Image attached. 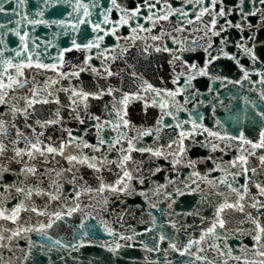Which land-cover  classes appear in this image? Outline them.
<instances>
[{"label":"water","instance_id":"1","mask_svg":"<svg viewBox=\"0 0 264 264\" xmlns=\"http://www.w3.org/2000/svg\"><path fill=\"white\" fill-rule=\"evenodd\" d=\"M0 3V80L7 84L11 76L23 84L6 89L7 103L0 104L5 130L0 132V143L7 146L0 155V209L10 212L21 202L26 209L16 223L0 219V235L4 237L0 240V264L264 262V256L257 254L264 247L254 246L255 225L248 219L250 214L264 226V207H251L257 201L264 203L255 186L264 185L260 160L264 148L252 147L264 131V3L117 0L119 8L112 0ZM80 5H87L90 15L85 16ZM137 7L138 15L129 19ZM221 9L223 17L217 15ZM163 15L168 18L159 19ZM106 17L109 23H104ZM122 17L127 24L120 23ZM82 19L90 23L82 24ZM96 23L109 34L94 33ZM97 36L103 40H96ZM153 36L159 39L153 40ZM73 41L81 46L79 50ZM89 41L99 47L84 49ZM165 47L169 51H156ZM210 56L213 59L207 64V74L200 75ZM29 63L31 66H26ZM145 82L161 95L144 91ZM81 90L99 98L90 96L85 106L72 96L73 91ZM33 91L35 99L50 102L28 108ZM177 91L175 97L164 94ZM137 93L139 99L122 103L125 94ZM162 101L168 108L161 109ZM25 109L26 114H22ZM117 112L129 122L127 127ZM49 120L59 122L46 124ZM192 121L199 127L193 128ZM205 128L218 136H209ZM18 130L23 136H17ZM182 130L185 137L179 135ZM40 133L43 145L59 148L66 144L64 154L16 157L15 150H27L28 141L35 142ZM69 133L76 139L69 142ZM241 135L251 143L238 139ZM128 141L136 149L160 150L162 155L129 153ZM125 155L131 160L121 168L118 165ZM69 156L96 158L92 162L101 170L69 162ZM240 156H245L247 163L241 161L232 167ZM29 168H35V173L27 171ZM244 168L248 169L246 175ZM125 170L132 176L125 181V191H96L101 182L116 185ZM237 172L241 174L234 176ZM245 183L244 212L228 210L224 214L226 229L217 228L219 238L207 236L181 255L189 240L199 241L211 226L219 203L225 198L229 202L238 199L228 185L243 192ZM16 188L24 191L18 193ZM57 213L61 214L59 220ZM49 223L51 227H47ZM14 232L20 235L13 236ZM161 235L166 237L164 241H160Z\"/></svg>","mask_w":264,"mask_h":264},{"label":"snow or ice","instance_id":"2","mask_svg":"<svg viewBox=\"0 0 264 264\" xmlns=\"http://www.w3.org/2000/svg\"><path fill=\"white\" fill-rule=\"evenodd\" d=\"M23 2V0H21V3ZM77 2L79 3V0H77ZM160 0H157V3H159ZM213 3L215 4L216 3V0H213ZM260 3H264V0H260ZM112 4L114 6H116L117 8H119V5L117 4V0H112ZM81 7L84 8V15L85 16H88L90 15L89 11H88V6L87 5H80ZM154 7V5H152ZM3 10V4L0 3V11ZM110 11V9H109ZM140 11V8L137 7L135 10H133L131 12V15L129 17V19L133 18V17H136L138 15ZM179 11V10H177ZM205 11H207V9H205ZM204 13L201 12V16L203 15ZM252 15H255V13H250ZM182 15H187V13H182ZM217 15L223 17L225 16V12L223 9H221V11L219 13H217ZM168 16L167 15H163L161 17H159V19H167ZM149 20L152 19V17H148ZM197 19H200V16H197ZM80 23H90V21H87V20H84L82 19L80 21ZM104 23H109V21L107 20V17L105 18V21ZM121 24H127L128 23V20H125L123 17L121 18V21H120ZM188 23H192V21H188ZM216 24V19L213 18L212 20V25L213 27L215 26ZM141 27V30L142 29V26ZM235 27L237 28H240V25L237 24L235 25ZM92 31L94 33L96 32H104L105 35H108L109 33L108 32H105L104 29L101 27L100 23H96L94 24L93 28H92ZM115 29H113V32L111 34H115ZM134 33L136 31V29H133L132 30ZM148 31H151V29H148ZM213 35H218V33L216 32H213ZM21 39L23 40V37H21ZM153 40H157L159 39V37H156V36H153L152 37ZM96 40H103V37L102 36H97L96 37ZM176 42V41H174ZM73 46L76 48V49H80L81 46L76 44L75 41H73ZM92 47H99V44H94L93 41H89L87 44L83 45V48L84 49H91ZM209 47H211V45H209ZM71 49H68V51H70ZM183 50V49H181ZM156 51H169V49L167 47L161 49V48H157ZM245 51H247V49H245ZM176 59H178V57H176ZM212 57L210 56L209 57V60L206 62V65H205V68L204 69H201L199 71V74L200 75H206V69H207V64L208 63H211L212 62ZM85 64H87V60H85ZM26 66H31V64H27ZM37 67H44V65L42 64H37L36 65ZM193 69H195L197 66L196 65H192L191 66ZM84 69H81V71H83ZM93 71H95L93 69ZM18 75H23L22 72H19L18 71ZM108 75L111 76L112 73L111 72H108ZM135 75V74H133ZM194 75V74H193ZM247 77V73H245V78ZM178 79V77H177ZM174 83L176 82V80L173 81ZM261 83H264V81H261ZM146 87L144 88V91H153V92H156V95L157 96H160L161 95V92L157 89H154L151 85H148L146 82ZM13 85H16L17 87H23V84L19 81V80H16V79H13L11 76H9V83L5 84L2 80H0V104H6L7 101L5 99V97L8 95V92L5 91L6 89H9V88H12ZM111 89L109 90L108 94H111ZM104 93L101 92L100 95H103ZM165 95L167 96H171V97H175L176 95L179 94V91L177 92H166L164 93ZM49 95H51V93H49ZM37 96V93L35 91L32 92V97L33 99L31 100H27V107L28 108H31L34 104L36 103H49L50 101L47 100V99H43V100H38V99H35V97ZM72 96L73 97H78L80 101H83L85 102V106H86V102L87 100L89 99L90 96H92L93 98H99V95H95L93 93H86V92H83L82 90L77 92V91H73L72 93ZM139 94H134L132 96H129L128 94H125L124 95V98H123V101L122 103H125V102H129L130 100L132 99H139ZM262 99H264V96H262ZM70 100H72V103L75 104L77 103L76 100H73L71 97H70ZM58 103V101H57ZM155 103V101H154ZM147 107V105H146ZM160 107L161 109H166L168 108V104L166 102H161L160 103ZM14 112L15 111H18V109H15L13 108L12 109ZM22 114H26V109L24 110V112H22ZM165 115H168L169 113L165 112L164 113ZM58 115V113H57ZM117 115L120 116V113L117 112ZM126 115V113H125ZM27 118V117H26ZM120 118L123 120V125L125 127L128 126V121L126 119H123L122 116H120ZM96 119H99L98 117ZM162 119L163 117H161L160 120L157 121V123H161L162 122ZM59 121L58 120H49V121H46L45 123L46 124H55V123H58ZM83 122V121H81ZM38 124L40 123L39 121L37 122ZM193 123V128H196V127H199V125L196 124V121H192ZM14 126V125H13ZM41 127H44L45 125L44 124H41L40 125ZM117 127H119V125H117ZM177 127H182L181 125H177ZM4 128H3V122L0 121V132H4ZM204 132H207L209 136H218V133H215V132H211L209 131L208 129H203ZM147 134H151V132H148ZM193 133H189V135H192ZM40 135H43V133H40L38 136H37V139L35 140V142H32V141H28V148L27 150L25 149H16L15 150V155L16 157H22L24 155H27L29 158L31 159H35L36 158V154L38 153L40 156H44L45 153H49V154H53V153H56V154H60V155H63L64 154V149L65 147L67 146L66 144L64 143H61L59 148H56V147H53L51 145H43V142L39 139V136ZM180 137H185V132L182 130L180 133H179ZM17 136L20 137V136H23V133H20L19 130L17 131ZM69 136H70V141H73L75 140L76 138L74 137H71V133H69ZM220 139H224V137H219ZM230 139H233L232 137H229ZM27 140V138H25ZM238 139H240L241 141H243L244 143H251V141H247V140H244V137L243 135H241ZM105 141L104 140H100L99 143L103 144ZM129 143V153L131 151H140V152H145V151H148V152H151V154L153 156H156V157H160L162 155V152L160 150H156V151H152V149H144V148H141V149H136L135 146L132 144L131 141H128ZM173 143H175V141H173ZM181 143V149H180V152L181 154H183L184 152V148H183V140L180 141ZM85 147H89V145L85 144L84 145ZM6 145L0 143V155H2L4 153V151L6 150ZM169 148L172 147V144H169L168 145ZM216 145H213V149H215ZM252 147L253 148H264V131H262L260 133V142L259 143H255V144H252ZM95 150H99L98 148L95 149ZM253 153H249V155H251ZM67 159L69 160V162H72V161H75L77 163H80V164H86L89 168H92L94 169L95 171H100L101 169L99 167H97V164L96 163H93L92 160H95L96 158H84V159H78L76 156H69L67 157ZM131 160V156L130 155H125L123 157V160L120 162V164L118 165L119 167L121 168H124L126 166V163L128 161ZM260 160H261V163L264 164V156L260 157ZM243 162L244 164L247 163V158L245 156H240L239 157V160L236 161L234 160L232 162V167H236L238 162ZM159 170V169H158ZM27 171L29 172H32V173H35L36 169L35 168H29L27 169ZM248 169L247 168H244L243 169V173L246 175ZM252 171L255 173V169H252ZM241 173L240 172H237V173H234L233 175L236 176V175H240ZM192 175L196 176V177H199V173H193ZM132 179V176L131 174L128 172V171H124V174H123V177H121L119 180H117L116 182V185H105L103 184V182H101V185L98 189H96V191L100 194H102L105 190H109V191H113V192H118V191H125L128 187V185L125 183L126 180H131ZM143 181H141L142 183ZM193 183H195V181H193ZM209 183H212V181H209ZM221 184L225 183V181H220ZM120 185H123V188L119 187ZM256 188L258 189V192H259V195L261 196H264V185H261V184H256L255 185ZM228 187L231 189L232 192L236 193V196L238 197V199L235 201V202H229V200L227 198H225V200L222 202V203H219L216 207V211H215V214H214V220L211 224L210 227H208L206 229V231L201 235L200 237V240L199 241H193V240H189L188 244L185 246V251H182L180 254L181 255H184L186 251L190 250V248L192 247L193 244H198L200 242H202L207 236H217V238H219L218 234H217V228L219 229H226V224L228 223V221L225 220L224 218V214L228 211V210H232V211H239V212H244L245 210V205L243 203L244 199H245V196L248 194V185L247 183H245L244 185H242V189H243V192H241L240 189H237V188H234L232 187L231 184L228 185ZM7 190V189H5ZM16 191L19 193V192H23L24 190L21 189V188H16ZM88 191H91V189H88ZM194 191V190H192ZM183 194V193H181ZM28 195L30 196L31 195V191L28 192ZM57 197L55 196H52V199H56ZM259 205V207H264V203H261L260 201H257L256 203H253L251 205V207L253 208H257V206ZM22 210H26L24 208V205H23V202H21L20 204H18L15 208H13L10 212H8L7 210L5 209H0V219H3V220H10L12 223H16L17 219L19 218V214ZM32 211H36L35 208L32 209ZM72 211H75V209H73ZM71 214V212H69V215ZM191 214V213H190ZM197 215L199 213H196ZM56 219L59 220L61 219V214L57 213L56 214ZM248 219L255 225V235L253 236V239L255 241V245L254 246H258V247H264V244H262L261 242L264 241V226H262L259 222L258 219H253L251 217V215L249 214L248 215ZM51 223H49L47 225V227H51ZM25 230H28V229H25ZM113 233L111 231H109V235H112ZM251 234V233H249ZM13 236H19L20 235V232H14L12 234ZM12 237H9V239H11ZM4 237L2 235H0V240H3ZM121 239H132V237H121ZM160 241H164L166 239V237L164 235H161L159 237ZM57 244H59L60 242L59 241H56ZM117 247H119V245H117ZM170 247H172L173 250H177L176 249V245L174 243H170ZM149 251H152L153 249H148ZM203 249H198V251H202ZM258 255L260 256H264V251H259L257 253ZM197 259H202L201 257L197 256L196 257ZM235 259H240V257H235ZM262 264H264V262H262Z\"/></svg>","mask_w":264,"mask_h":264}]
</instances>
